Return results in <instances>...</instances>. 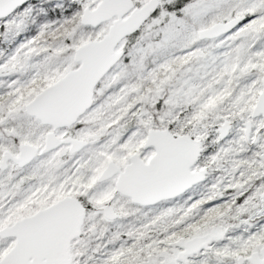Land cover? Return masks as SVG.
<instances>
[{"label":"snow or ice","instance_id":"6c2138e0","mask_svg":"<svg viewBox=\"0 0 264 264\" xmlns=\"http://www.w3.org/2000/svg\"><path fill=\"white\" fill-rule=\"evenodd\" d=\"M0 264H264V0H0Z\"/></svg>","mask_w":264,"mask_h":264}]
</instances>
